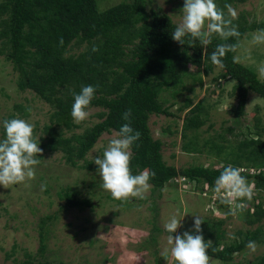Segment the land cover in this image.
<instances>
[{"label":"trees","instance_id":"trees-1","mask_svg":"<svg viewBox=\"0 0 264 264\" xmlns=\"http://www.w3.org/2000/svg\"><path fill=\"white\" fill-rule=\"evenodd\" d=\"M219 1L220 8L225 10L224 5L231 0ZM148 2L131 0L100 12L96 0L0 1V55H4L17 73L18 90L33 92L53 108L50 124L43 127L47 140L44 142L41 138L40 145L48 152L61 150L66 163L76 167L77 161L84 159L103 134L119 132L120 127L127 123L122 119V114L131 108V127L141 133L139 140L131 146L132 172L138 174L144 169L154 172L155 176L149 183L151 190L158 192V197L165 185L179 176L194 182L195 188L199 183H204L201 193H205L214 188L215 179L229 164L241 168L242 175L254 186L253 189L264 194V128L259 127L257 117H254L253 127H246L245 132L235 135L241 139L232 156L234 159H226V164L220 168L195 165L176 169L163 161V142L152 137L149 118L152 115L175 117L161 100L160 94L171 88L173 96H176L183 77L190 73L191 67L201 69L205 76L217 69L212 77L217 85L222 80L233 82L230 95L237 99L236 119L244 114L249 92L257 94L264 101V81H260L251 68L233 62L235 52L226 53L222 61L224 67L212 64L210 56L216 46L235 44V37L224 41L213 34L212 42L206 47L199 40L190 43L191 37H185L184 44L176 42L172 39V32L176 28L172 19L164 13H147ZM233 24L238 26L239 42L247 33L263 29V25L239 20H234ZM82 43L88 45L84 52L77 56L68 53L73 45ZM93 47L99 50L94 52ZM87 85L96 87L87 109L100 108L96 115L99 121L83 133L65 138L61 129L78 127L72 123L73 93L78 94ZM190 104L187 101L184 107ZM15 109L24 114L21 106L17 105ZM201 110L198 103L186 113L182 126L183 138L186 131L202 126L203 120L199 117ZM12 118L13 114L7 119ZM4 138L5 130L0 140ZM188 146L184 145L183 150L199 151L192 145ZM242 162L246 163V167ZM89 165L86 163V169L90 168ZM63 197L66 207H92L89 202L77 200L75 193L67 189ZM246 204V221L248 225L257 227L252 231L238 230L237 239L232 242L221 246V220H216L210 231L201 227L205 242L213 239L212 247L208 250L212 259L232 264L233 255L244 251L249 241L264 243V228L259 226L264 220V198L255 197L254 201L247 200ZM214 205L228 207L220 202L216 194ZM43 241L42 236L40 242ZM44 248L41 245L40 252ZM245 264H264V254L256 257L255 262Z\"/></svg>","mask_w":264,"mask_h":264},{"label":"rangeland","instance_id":"rangeland-1","mask_svg":"<svg viewBox=\"0 0 264 264\" xmlns=\"http://www.w3.org/2000/svg\"><path fill=\"white\" fill-rule=\"evenodd\" d=\"M96 1L100 12L119 3L131 2ZM215 2L220 7V1ZM228 4L238 13L235 20L260 24L264 29V0H231ZM183 5L184 0H149L147 13H164L177 26L182 21ZM224 11L227 14V9ZM257 30L247 33L239 42L235 56L239 57L241 64L251 68L260 81H264L258 71L264 65V43H252V34ZM87 48L86 43L73 45L68 53L77 56ZM217 71L205 76L201 69L191 67L190 73L183 77L176 96H173L171 88L160 94L161 100L175 117L152 115L148 124L152 137L163 142L161 153L166 165L176 169L195 165L220 168L226 164V159H234L232 156L241 139L235 135L245 132L246 127H253L254 117L259 118V127L264 128L262 98L249 92L244 114L236 119L234 112L237 99L230 95L233 82L222 80L218 85L214 83L212 77ZM17 79L18 75L11 63L4 59V55H0V139L4 133L3 121L13 114L14 118L34 124V136L42 148L40 139H44V142L47 140L43 127L50 124L49 117L53 108L33 92L19 91ZM187 101L191 104L185 108ZM198 103L202 108L199 117L203 124L196 130L186 131L183 138V119L188 110ZM17 105L21 106L24 114L15 109ZM100 110L87 109L89 116L80 123L72 119V123L78 127L66 131L61 129L62 136L66 138L83 133L99 121L96 115ZM114 135L115 132L103 134L84 159L77 161L76 167L66 163L61 150L48 152L42 148L43 153L37 156L41 162L35 166L34 179L8 188L0 185V264H174L170 255L167 260L162 256L165 248L170 247L167 244L169 233L163 225L177 213L178 219L182 220L174 236L182 235L185 231L194 233L193 215H199L204 220L201 227L204 226L208 231L216 224V220H221V246L237 239L238 230L252 231L257 227L248 225L245 209L233 216L228 214L229 207L214 205L213 188L202 194V182L196 188L194 183L187 180L184 182L188 184L186 188L180 181L169 182L159 197L158 192L150 188L145 199H113L102 188L94 160L97 156H103ZM187 144L199 151H184L183 146ZM86 163L90 164L89 169H86ZM242 164L246 167L245 162ZM42 185H46L44 190L41 189ZM65 189L74 192L77 200L91 203L92 207H66L63 197ZM253 191V201L255 197L264 198V194L255 189ZM246 201L240 203L246 204ZM48 216L52 219L47 220ZM259 226L264 228V220ZM128 228L131 229L128 231ZM137 231L141 233L136 234ZM42 236L43 243L40 242ZM41 245L45 247L43 252H40ZM263 254L264 243L257 244L255 252L246 248L233 255L232 264L253 263L256 257Z\"/></svg>","mask_w":264,"mask_h":264},{"label":"clouds","instance_id":"clouds-1","mask_svg":"<svg viewBox=\"0 0 264 264\" xmlns=\"http://www.w3.org/2000/svg\"><path fill=\"white\" fill-rule=\"evenodd\" d=\"M224 8L227 9V14L224 9L218 7L215 0H184L182 21L172 32V39L184 44L185 37H191L190 43L199 40V43L206 47L212 42L213 34H217L224 41L235 37L237 43L218 44L210 56L213 65L224 67L223 58L226 53L235 52L238 49L240 37L238 26L233 24L238 16L237 11L230 4H225ZM252 43H264V29H258L252 34ZM98 50L93 47L94 52ZM233 62H239V57L234 56ZM258 71L260 77L264 78V65L260 66ZM95 92V86L87 85L83 86L78 94L73 93L71 116L76 123L84 121L89 116L86 109L94 98ZM131 116L132 109L129 108L122 114V119L127 123H124L119 132L109 140L103 156H97L94 160L98 166L102 188L108 191L113 199L121 201H127L130 198L145 199L146 193L151 188L149 181L155 176V173L148 169L138 174L132 172L131 146L139 140L141 133L134 131L131 127ZM34 127V124L20 118L3 121L5 138L0 140V185L4 188L26 183L35 178V166L41 162L37 156L43 153V149L34 136ZM242 171L241 168L229 164L223 168L214 182V193L222 204L229 207L228 214L233 216L246 207V204L238 203V201L245 199L251 201L254 196V186L242 175ZM186 180L179 176L170 182L180 181L186 188L188 185L184 184ZM45 187L46 185H42L41 189L44 190ZM178 215L179 213L172 215L163 225L165 231L169 233L167 244L170 247L165 248L162 256L167 260L170 255L174 264H218L208 255L212 242H205L202 235L201 225L204 220L199 215H193L195 217L194 233L185 231L182 235L174 236L173 234L181 227L182 219H178ZM246 247L252 252L257 250L255 241H249Z\"/></svg>","mask_w":264,"mask_h":264},{"label":"built area","instance_id":"built-area-1","mask_svg":"<svg viewBox=\"0 0 264 264\" xmlns=\"http://www.w3.org/2000/svg\"><path fill=\"white\" fill-rule=\"evenodd\" d=\"M214 202H215V194H214V196L212 197V203L214 204Z\"/></svg>","mask_w":264,"mask_h":264},{"label":"crops","instance_id":"crops-1","mask_svg":"<svg viewBox=\"0 0 264 264\" xmlns=\"http://www.w3.org/2000/svg\"><path fill=\"white\" fill-rule=\"evenodd\" d=\"M131 228H128V231L130 230ZM135 233V232H134ZM141 232H139V231H137V233L136 234H140Z\"/></svg>","mask_w":264,"mask_h":264}]
</instances>
